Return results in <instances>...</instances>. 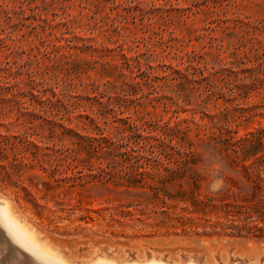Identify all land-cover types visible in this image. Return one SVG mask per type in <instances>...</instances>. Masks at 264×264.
Returning a JSON list of instances; mask_svg holds the SVG:
<instances>
[{"label":"rangeland","instance_id":"374dc122","mask_svg":"<svg viewBox=\"0 0 264 264\" xmlns=\"http://www.w3.org/2000/svg\"><path fill=\"white\" fill-rule=\"evenodd\" d=\"M0 132V203L58 260L264 264V0H0ZM196 178L252 209L205 227Z\"/></svg>","mask_w":264,"mask_h":264},{"label":"trees","instance_id":"16d2710c","mask_svg":"<svg viewBox=\"0 0 264 264\" xmlns=\"http://www.w3.org/2000/svg\"><path fill=\"white\" fill-rule=\"evenodd\" d=\"M4 136L0 132V144L3 140ZM227 148L228 145H230V141H226ZM261 144V142H260ZM255 149V148H254ZM244 153H246L243 156L241 166L244 167V169L248 173V177L253 183V187L255 189H260L262 187V179H261V172L264 173V170H255L254 164L255 161L251 162L249 161V158L252 156H256L257 151L252 149H245ZM62 179V178H61ZM64 180V178L62 179ZM75 182L71 183V186H74ZM200 181L199 178H196L194 181V192L191 195L192 203L194 204V208L190 211L191 213L196 214L201 219H204L207 223L204 224L205 227L210 228H216L217 224L210 223V217L214 212L221 210L225 214H232L233 209H236L238 213L240 212H249L252 207L250 205L251 200L248 198L240 197L239 192L233 191L232 198H230L231 195L229 193L230 189L223 191L220 195H201L199 193L200 189ZM157 193L160 191L159 188H156ZM164 196H166V193L163 192ZM127 213H131L128 211Z\"/></svg>","mask_w":264,"mask_h":264},{"label":"bare ground","instance_id":"6f19581e","mask_svg":"<svg viewBox=\"0 0 264 264\" xmlns=\"http://www.w3.org/2000/svg\"><path fill=\"white\" fill-rule=\"evenodd\" d=\"M0 200H1V198H0ZM5 204H3V205H5ZM5 206H2L0 203V228L6 234V236L10 240V242H12L14 245H16L22 251H24L28 255H30L36 262H38V264H68L67 262L65 263L63 261L58 260V259H60L61 256L58 255L59 257L57 259L56 258L57 253H55L54 250L52 248H50L48 245H46L44 242L40 241V239L37 237V235L33 231H31L28 227L22 225L23 222H22V224L19 223V220L14 218L15 215L11 216L8 212L9 210L5 209ZM3 241H5V240H3ZM0 243H1V241H0ZM2 244H4V242ZM0 247H2V246L0 245ZM14 248H16V247H14ZM12 252H11V254H12ZM22 256H23V253H22ZM14 257L16 258V256H14ZM23 259L24 258L22 257L20 259V261L22 260V262H23ZM105 260L106 261L98 259L95 262H93L92 264H118V263L109 262L110 260L107 261V258ZM15 261H16V259H15ZM22 262H21V264H23ZM123 264H165V263H162L160 261H154V262L150 261L149 263L148 262L128 263V261H127V263L124 262Z\"/></svg>","mask_w":264,"mask_h":264}]
</instances>
